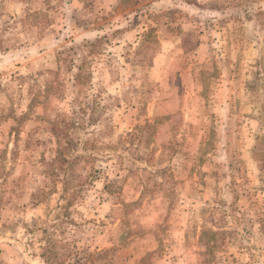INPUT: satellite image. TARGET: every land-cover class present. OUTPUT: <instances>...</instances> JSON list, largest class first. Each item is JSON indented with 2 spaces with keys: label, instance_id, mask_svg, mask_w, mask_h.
I'll return each mask as SVG.
<instances>
[{
  "label": "rangeland",
  "instance_id": "rangeland-1",
  "mask_svg": "<svg viewBox=\"0 0 264 264\" xmlns=\"http://www.w3.org/2000/svg\"><path fill=\"white\" fill-rule=\"evenodd\" d=\"M0 264H264V0H0Z\"/></svg>",
  "mask_w": 264,
  "mask_h": 264
}]
</instances>
